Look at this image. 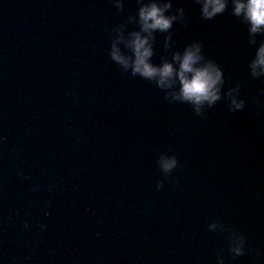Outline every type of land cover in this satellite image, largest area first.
<instances>
[{
	"label": "water",
	"instance_id": "1",
	"mask_svg": "<svg viewBox=\"0 0 264 264\" xmlns=\"http://www.w3.org/2000/svg\"><path fill=\"white\" fill-rule=\"evenodd\" d=\"M141 2L0 0V264H264V33L172 0L150 59L201 44L223 84L197 111L112 60Z\"/></svg>",
	"mask_w": 264,
	"mask_h": 264
},
{
	"label": "clouds",
	"instance_id": "2",
	"mask_svg": "<svg viewBox=\"0 0 264 264\" xmlns=\"http://www.w3.org/2000/svg\"><path fill=\"white\" fill-rule=\"evenodd\" d=\"M196 3L200 16L205 20L224 13L230 3L231 14L248 26L250 35L264 33V0H196ZM116 6H121L120 0H116ZM172 7V0H143L136 13L139 31L130 32L126 39L118 36L112 44L110 56L124 70L131 69L133 75L139 74L145 79L154 80L161 89L173 88V100L191 103L199 111L201 105H212L220 98L223 84L220 67L211 60H204L201 44L198 41L188 44L182 52L173 53L171 61H163L159 65L150 59L153 56V33L168 32L178 15H184L182 8H177L174 13ZM121 42L127 53L117 46ZM249 67L253 76L264 75V41L257 47ZM177 84L179 87L175 89ZM243 103L234 98L231 101L233 109L242 108ZM159 164L162 170L168 172L175 167L176 160L174 157L162 156ZM243 244V237H237L232 251L242 255Z\"/></svg>",
	"mask_w": 264,
	"mask_h": 264
}]
</instances>
